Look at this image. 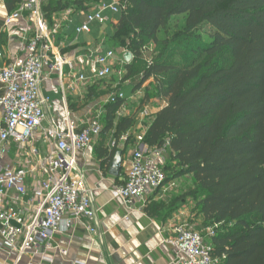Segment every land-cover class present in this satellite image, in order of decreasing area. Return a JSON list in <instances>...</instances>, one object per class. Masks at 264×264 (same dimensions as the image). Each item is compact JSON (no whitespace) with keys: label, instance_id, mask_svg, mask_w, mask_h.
I'll return each mask as SVG.
<instances>
[{"label":"trees","instance_id":"1","mask_svg":"<svg viewBox=\"0 0 264 264\" xmlns=\"http://www.w3.org/2000/svg\"><path fill=\"white\" fill-rule=\"evenodd\" d=\"M100 1L110 0H57L41 9L47 19L51 11ZM118 2L113 44H126L132 55L118 83L140 76L133 92L152 79L145 98L166 103L142 143L165 148L164 172L191 179L189 194L175 199L182 203H151L148 213L171 211L200 193L195 207L203 226H229L209 239L219 264H264V0ZM178 16L182 22L172 26ZM148 43L156 55L145 61ZM124 100L104 105L102 133L113 129L114 145L98 156L107 161L121 137L131 138L133 114L113 123Z\"/></svg>","mask_w":264,"mask_h":264},{"label":"built area","instance_id":"2","mask_svg":"<svg viewBox=\"0 0 264 264\" xmlns=\"http://www.w3.org/2000/svg\"><path fill=\"white\" fill-rule=\"evenodd\" d=\"M105 11L118 13V0L98 2L86 14L85 20L75 28L76 34L89 33L94 22L105 24L108 20ZM24 14H27L34 28L26 38L25 56L0 68V85L3 87L0 95V250L3 249V243H6L9 253H13L15 257L14 264L27 255H38L41 261L51 262L52 258L46 251L51 248L53 233L63 222L66 227H71L78 221H85L87 230L95 231L92 225L96 217L93 190L79 171L77 160L78 154L91 145L103 130L101 110L81 128L72 121L67 122L64 130L54 124L44 127V108L50 100L41 93L43 69L50 65L60 76L64 66L73 69L75 63L53 51L51 37L55 29H49L42 13L41 0L21 1L18 10L6 19V24ZM124 54L117 57L114 50H93L92 60L96 66L94 79H108L114 75L118 64L116 75L120 80L127 63ZM77 78L79 81L86 80L81 73ZM123 98V93L113 87L107 93L105 103ZM145 112L143 110L142 115ZM39 130L47 144L42 158L46 180L32 191L33 198L37 201L33 213L23 216L14 204L22 202L27 194L26 180L29 170L22 164L12 165L5 158L11 142L24 145L37 140L36 134ZM143 136L144 134H138L136 137L140 144ZM125 140L126 136L121 137V142ZM163 151L165 148L149 149L143 144L138 146L131 154L130 167L124 182L113 188L114 198L131 209L147 194L163 188L166 179L161 159ZM33 153L37 155L38 152L33 150ZM65 215L67 218L64 220ZM173 232L174 238L168 242L175 249L178 264H219L220 259L212 256V244L204 239L205 236L209 239L214 236V228L207 227L200 231L188 222H180L173 227ZM60 252L66 255L65 250Z\"/></svg>","mask_w":264,"mask_h":264},{"label":"crops","instance_id":"3","mask_svg":"<svg viewBox=\"0 0 264 264\" xmlns=\"http://www.w3.org/2000/svg\"><path fill=\"white\" fill-rule=\"evenodd\" d=\"M21 1L23 0H0V47L2 50L0 68L25 56L26 38L34 31L27 14L6 24V19L18 10ZM52 1L41 0V3L43 6ZM95 6L88 7L86 10L67 7L51 11L46 19L49 29H55L51 37L53 51L73 60L75 65L73 69L67 65L64 66L60 76L50 65L44 67L41 93L50 100L44 108V127L54 124L64 130L67 122L72 121L81 128L97 111L101 110V118L103 116L105 98L109 91L106 87H102L99 81H107L113 75L105 80L94 79L96 66L92 56L93 50L103 43L101 32L97 33V29L105 26L107 22L92 23L89 33L77 35L75 32V28L85 20L86 14ZM104 14L107 18L108 14L113 15V23L117 24L115 14L109 11H105ZM116 67L119 65L117 64ZM79 73L86 77L85 81L78 80ZM150 81L152 79L146 82L149 84ZM139 89L133 91L130 97L134 98ZM2 93L3 87L0 85V95ZM161 103L157 109L148 110V112L145 110L147 113L145 112L144 115H142L143 108L133 114L135 122L128 133L131 135L130 141L118 144V149L122 151V168L117 177L108 173L111 160L107 161L98 156V151L102 147L108 149L112 147L113 129L102 133L78 154V169L94 194L93 208L96 217L92 225L95 231L87 230L85 221H78L71 227H66L63 222L53 233L51 248L46 251V254L52 258L51 262L41 261L38 255L35 257L27 255L16 264H178L175 259V249L168 241L174 238L173 227L177 223H189L190 205L184 203L171 211L160 210L151 215L146 209L151 203L160 202L161 193L165 194L170 184L167 183L163 188L147 194L131 209L125 207L121 200L113 196V188L125 180L132 152L143 144L137 141V135L146 133L154 115L166 104L163 100ZM125 115H131L126 101L117 109L114 125L118 117ZM1 122L0 108V129ZM36 136L37 140L29 141L24 145L11 142L5 158L12 165L22 164L29 170L26 180L27 194L22 202L14 204L23 216L33 213L37 201L33 198L32 191L46 179L42 158L47 150V144L41 130ZM33 150L38 152L37 155L33 153ZM199 217L202 219L201 216ZM66 218L67 215L64 216V220ZM204 239L210 242L208 237L205 236ZM8 250V245L3 243V249L0 250V264L15 263L13 253H9ZM61 250L66 251L65 256L61 254Z\"/></svg>","mask_w":264,"mask_h":264},{"label":"rangeland","instance_id":"4","mask_svg":"<svg viewBox=\"0 0 264 264\" xmlns=\"http://www.w3.org/2000/svg\"><path fill=\"white\" fill-rule=\"evenodd\" d=\"M55 3V0L52 1V4ZM96 4H90L89 7L95 6ZM113 18L114 16L111 14H108V21L105 26H103L100 29H97V33L101 32V40L103 41L102 45H99L96 48H100L101 50H114L115 54L117 56H120L121 53H126L129 52L128 47L125 45L122 46H116L113 43V36H114V23H113ZM183 16H178L173 18L171 25L173 26L176 22H182ZM161 37L163 36V32H160L159 34ZM100 44V43H99ZM95 48V49H96ZM94 49V50H95ZM141 58L144 59L145 61L151 60L155 55H156V49L155 46L151 43L146 44V49L143 50L141 54ZM132 58V55H131ZM118 68H115L114 75L112 78L108 79L107 81H99V83L102 85V87H106L108 91H111V87H114L115 89L119 90L121 93L124 95V101H126L128 107H129V114H134L137 111H139L141 108L146 110L152 111V109H157L162 103V100H160L157 97H152V98H145V89L148 87V82L144 83L142 87L139 89V92L135 94L134 98H131L130 96L133 94L132 91L130 90L133 85H135L138 81L140 76H136L127 80H124L120 83H118V79L116 76V73L118 72ZM146 112V113H147ZM151 114V113H150ZM147 115V114H146ZM151 116V115H149ZM148 116V117H149ZM101 123L103 124L102 120ZM161 159L163 160L162 166L164 168L167 166L169 162V157L166 151H163L161 153ZM169 170H165V176H168V180H166L165 184L169 183L170 186H168L165 190V194H162V199L159 200L160 202L166 203V205H173L174 201L176 198L179 196H182L184 194L187 195L189 194V191L191 189V179L190 176H179L175 177L173 174L168 173ZM46 180V179H45ZM44 180V181H45ZM201 197L200 193H196L194 195H190L186 197V200L184 202L188 203L189 210H190V218L188 219L189 224H191L194 228L197 230H202L205 229L203 226L202 219L199 217L200 214L198 213V209L195 207L196 201ZM177 203H182L183 201L181 200H176ZM209 227H212L215 229L216 232L226 229L229 226L228 225H210ZM205 232L203 235L205 236Z\"/></svg>","mask_w":264,"mask_h":264},{"label":"water","instance_id":"5","mask_svg":"<svg viewBox=\"0 0 264 264\" xmlns=\"http://www.w3.org/2000/svg\"><path fill=\"white\" fill-rule=\"evenodd\" d=\"M124 59L126 62H129L131 60V53L126 52L124 54ZM121 168H122V151L118 149L109 163L108 173L113 177H117L121 171Z\"/></svg>","mask_w":264,"mask_h":264}]
</instances>
